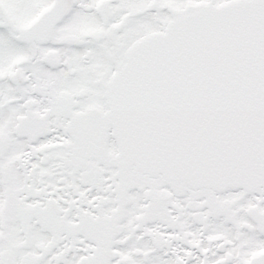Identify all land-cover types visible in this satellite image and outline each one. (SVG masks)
<instances>
[{"label":"snow or ice","instance_id":"1","mask_svg":"<svg viewBox=\"0 0 264 264\" xmlns=\"http://www.w3.org/2000/svg\"><path fill=\"white\" fill-rule=\"evenodd\" d=\"M0 264H264V0H0Z\"/></svg>","mask_w":264,"mask_h":264}]
</instances>
